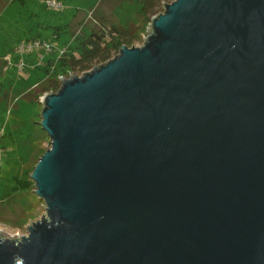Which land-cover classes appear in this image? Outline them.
<instances>
[{
	"label": "water",
	"instance_id": "water-1",
	"mask_svg": "<svg viewBox=\"0 0 264 264\" xmlns=\"http://www.w3.org/2000/svg\"><path fill=\"white\" fill-rule=\"evenodd\" d=\"M46 214L0 264H264V0H174L45 94Z\"/></svg>",
	"mask_w": 264,
	"mask_h": 264
},
{
	"label": "rangeland",
	"instance_id": "rangeland-1",
	"mask_svg": "<svg viewBox=\"0 0 264 264\" xmlns=\"http://www.w3.org/2000/svg\"><path fill=\"white\" fill-rule=\"evenodd\" d=\"M141 1L85 0L79 4L80 9L74 11L70 34L80 30L82 20L90 27L96 26L94 14L99 23L100 18H107L116 26H135L139 23ZM6 5H9L8 1L0 0V21L20 26L25 8L17 4ZM143 42L135 46L140 47ZM20 49L21 46L18 50L21 54ZM6 52L5 40L0 36V233L4 238L11 239L26 236L28 227L46 214L44 201L35 194L34 185L26 192L14 189L16 180H31L30 175L37 165L36 159H40L50 149L51 141L41 128L42 99L45 94L42 95L41 87L37 86L45 77L44 74L38 71L30 73L32 69L29 73L25 72L21 61L16 68L26 81L12 80L1 68ZM6 59L9 60L8 57ZM74 75L83 74L75 72L68 78Z\"/></svg>",
	"mask_w": 264,
	"mask_h": 264
},
{
	"label": "trees",
	"instance_id": "trees-1",
	"mask_svg": "<svg viewBox=\"0 0 264 264\" xmlns=\"http://www.w3.org/2000/svg\"><path fill=\"white\" fill-rule=\"evenodd\" d=\"M4 1L9 2L6 6L17 4L25 11L21 15L20 26L0 21V36L4 38L7 48L2 71L14 81L25 82L26 79L18 74L16 68L23 61L25 72L29 73L32 69L30 73L38 71L44 74L37 86L41 87L44 95L56 93L61 87V78H68L75 72L85 74L113 59L123 46L134 47L142 43L152 18L162 10L164 12L165 4L173 0H142L138 11L139 23L135 26H116L107 18H100L99 23L94 14L96 26L90 27L82 20L80 30L72 34L70 29L74 11L79 10V4L85 0ZM53 2L56 7L51 6ZM86 15L89 16V12ZM33 42L47 43L51 51L31 50L22 55L18 52L21 45ZM38 161L39 157L36 159ZM33 185L31 180H16L14 191L26 192Z\"/></svg>",
	"mask_w": 264,
	"mask_h": 264
},
{
	"label": "built area",
	"instance_id": "built-area-1",
	"mask_svg": "<svg viewBox=\"0 0 264 264\" xmlns=\"http://www.w3.org/2000/svg\"><path fill=\"white\" fill-rule=\"evenodd\" d=\"M51 6L56 7L55 2L51 4ZM31 50H46L51 51V46L47 43L33 42L28 45H21L20 52H29Z\"/></svg>",
	"mask_w": 264,
	"mask_h": 264
}]
</instances>
